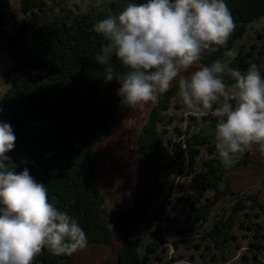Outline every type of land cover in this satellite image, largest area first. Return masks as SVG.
Here are the masks:
<instances>
[{"label":"trees","instance_id":"obj_1","mask_svg":"<svg viewBox=\"0 0 264 264\" xmlns=\"http://www.w3.org/2000/svg\"><path fill=\"white\" fill-rule=\"evenodd\" d=\"M53 2L23 0V12L29 10L32 18L39 19L19 26L7 43L13 66L11 74L16 78L0 100V121L10 124L16 136L14 150L7 154L13 164L10 166L17 173L27 168L37 183L47 186L49 201L85 231L87 246H111L115 235L129 239L118 252L116 264H171L165 257L167 251L160 252L156 241L147 242L149 235L161 234L160 229L150 231L159 219L149 215L152 201L135 217L125 209L118 210L112 230V219L103 209L105 197L95 185L93 162L94 148L106 140L112 116L121 103L115 91L120 84L115 80L106 82L104 68L95 59L106 43L92 30L100 19L79 15L67 7L62 11L66 14L61 15L53 8ZM226 3L236 27L224 48L216 53H204L196 64L210 66L222 59L242 72L255 64L264 76V51L257 46L247 50L238 47L254 25L264 22V0H226ZM8 9L9 0H0V29L4 27ZM229 50L236 51V55L226 57L224 53ZM111 62L118 72L127 71L115 57ZM224 79L228 84L233 83L230 76L225 75ZM178 93L176 86L159 97L137 141V150L146 161L167 164L164 172L182 164L190 165L193 171L188 174L189 194L180 200L182 213L186 214L187 223L196 226L195 233L205 235L196 237L202 246L196 248L197 252L208 250L203 244L207 242L213 245L211 250L217 255L229 250L232 242L238 240L232 234L238 217L217 220L214 208L221 200L225 201L223 206L228 204L226 177L246 166L247 157L234 158L235 162L228 167L222 163L214 138L219 118L212 114L203 117L208 125L199 134L179 141L168 139L163 114ZM108 100L112 103L106 104ZM178 134L183 136L182 132ZM155 181L157 184V178ZM245 200L240 198L237 203ZM179 234H185L188 244H192L189 238L195 239L194 233L187 238L192 232ZM258 235L264 239V233ZM77 252L70 256L54 255L45 248L33 264H72Z\"/></svg>","mask_w":264,"mask_h":264},{"label":"clouds","instance_id":"obj_2","mask_svg":"<svg viewBox=\"0 0 264 264\" xmlns=\"http://www.w3.org/2000/svg\"><path fill=\"white\" fill-rule=\"evenodd\" d=\"M236 27L226 0H147L129 3L118 15L93 26L106 41L95 57L106 82L128 108L156 103L178 82L187 109L219 118L215 148L228 167L234 157L259 145L264 152V76L255 64L247 72L222 59L185 76L204 53L224 48ZM231 57V50L224 53ZM115 57L127 69L118 72ZM225 75L233 83L225 82ZM234 102V104H233ZM16 136L0 121V264H33L42 250L72 255L87 246L78 222L49 201L48 188L25 168L17 173L8 157Z\"/></svg>","mask_w":264,"mask_h":264},{"label":"rangeland","instance_id":"obj_3","mask_svg":"<svg viewBox=\"0 0 264 264\" xmlns=\"http://www.w3.org/2000/svg\"><path fill=\"white\" fill-rule=\"evenodd\" d=\"M22 1L9 0V9L4 14L5 24L0 29V100L12 87V82L16 78L11 74L13 66L7 48L8 40L19 26L25 25L33 19H39L37 16L32 18L29 10L23 12ZM136 1L139 4L147 2V0ZM129 3H135V1L54 0L52 4L55 11L61 15L66 14L62 11L67 7L79 15L92 16L102 20L109 15H118ZM51 14L54 15L53 12ZM241 46L244 50L250 49L251 46H257L262 52L264 51V22H259L251 28L249 35L238 47ZM234 55H236V51L232 56ZM200 67V64H195L183 75L188 76ZM176 86H178V82L174 81L171 88ZM118 89L117 87L115 91L117 92ZM118 99H115L116 103H118ZM112 100H108L106 104L112 103ZM156 105L157 102L145 104L143 107L128 108L120 103L112 116L106 140L94 148L95 185L105 197L103 209L112 219L110 221L112 230L115 229L113 219L118 210L125 209L135 217L145 210L152 201L149 215L151 218L159 219L155 222L156 227L150 231L160 229L161 234L149 235L147 242L156 241L155 243L160 245L158 249L160 252L167 251L165 257L169 263L264 264V239L259 238L258 235V233H264V211L261 210V208L264 210V152L260 151V146L253 145L250 149L234 157L242 159L246 156V166L227 175V187L224 188L226 194L229 195L226 200L228 204L223 206L225 201L221 200L214 208L217 220L219 217L224 219H231L234 215L238 217L232 233L238 237V240L232 242L226 252L218 253L216 251L217 255L211 250L213 245L203 242L204 246L209 249L198 253L196 248L202 246L197 243L196 237L204 238L205 235L195 233L196 226L187 223V216L182 213L184 208L180 202L185 199L184 194H189L190 178H188V174L193 171L192 168L187 163L164 172L167 164L146 161L138 154L137 141L141 139L140 134L144 126L148 124L150 114L153 108L157 107ZM107 106L109 107V105ZM158 109L160 108L158 107ZM208 114H212L211 110L199 114L187 109L178 95L171 103L169 110L163 114L166 119L167 138L172 137L171 139L179 141L183 137L199 134L208 125L203 120V117ZM209 130L211 132V129ZM179 132H182L183 136H179ZM203 155L198 158V161L205 156ZM155 178H157V184ZM157 185L161 189L160 191H158ZM244 197L246 200L238 204V200ZM258 226H261L262 229H259ZM180 231L192 232L187 238L194 233L195 239H188L192 244H188L184 240L185 234H179ZM174 234L176 235L174 236ZM128 240L120 235H115V241L111 246H86L77 252L72 264H116V256L130 242ZM214 258H217V261Z\"/></svg>","mask_w":264,"mask_h":264}]
</instances>
